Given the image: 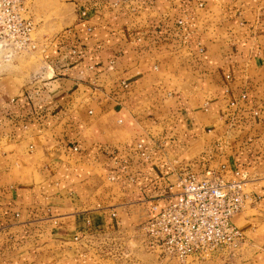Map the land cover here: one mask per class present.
Masks as SVG:
<instances>
[{"label":"crops","instance_id":"0c3cea01","mask_svg":"<svg viewBox=\"0 0 264 264\" xmlns=\"http://www.w3.org/2000/svg\"><path fill=\"white\" fill-rule=\"evenodd\" d=\"M64 1L48 77L0 75V264H110L87 237L141 228L212 170L251 180L231 264H264V0Z\"/></svg>","mask_w":264,"mask_h":264},{"label":"built area","instance_id":"2783aa9c","mask_svg":"<svg viewBox=\"0 0 264 264\" xmlns=\"http://www.w3.org/2000/svg\"><path fill=\"white\" fill-rule=\"evenodd\" d=\"M29 1L0 0V60H9L26 51L45 53L46 48L43 50V43L37 36L38 23L29 15ZM246 97L244 94L243 98ZM258 114L255 111V115ZM71 147L79 150L75 143ZM138 148L143 150V145L138 144ZM141 155L149 158L146 151ZM178 187L180 191L175 200L161 209L155 205L156 215L141 226L147 248L159 256L183 263L190 258L195 262L218 258L231 264L241 256L248 241L233 218L260 199L251 180L242 178L238 171L235 178L227 180L219 171L212 170L186 174L180 178ZM86 222L89 224L90 219ZM96 236L99 235H92ZM87 239L90 244L92 238Z\"/></svg>","mask_w":264,"mask_h":264},{"label":"rangeland","instance_id":"374dc122","mask_svg":"<svg viewBox=\"0 0 264 264\" xmlns=\"http://www.w3.org/2000/svg\"><path fill=\"white\" fill-rule=\"evenodd\" d=\"M28 10L29 15L38 23L37 36L43 43V50L57 34L73 22L74 10L64 0H30ZM6 73L30 82L37 77L47 78L44 52L26 51L13 55L9 60L1 59L0 75ZM89 248L110 264H224L218 262V258L207 262H195L190 258L183 263L175 258L159 256L147 248L141 228L96 236L91 239Z\"/></svg>","mask_w":264,"mask_h":264}]
</instances>
